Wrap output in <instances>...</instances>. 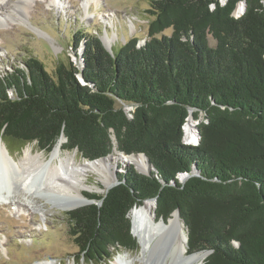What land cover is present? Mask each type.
Returning a JSON list of instances; mask_svg holds the SVG:
<instances>
[{
    "label": "trees",
    "instance_id": "1",
    "mask_svg": "<svg viewBox=\"0 0 264 264\" xmlns=\"http://www.w3.org/2000/svg\"><path fill=\"white\" fill-rule=\"evenodd\" d=\"M146 13L141 44L110 53L76 32L81 69L59 63L51 76L28 56L0 75V140L50 152L63 136L62 150L87 161L115 149L147 158L148 175L126 167L105 194L85 195L95 203L64 214L79 260L136 250L129 212L155 199L157 219L179 212L188 254L210 251L203 264H264V0H151ZM190 110L204 117L195 146L183 143Z\"/></svg>",
    "mask_w": 264,
    "mask_h": 264
},
{
    "label": "rangeland",
    "instance_id": "2",
    "mask_svg": "<svg viewBox=\"0 0 264 264\" xmlns=\"http://www.w3.org/2000/svg\"><path fill=\"white\" fill-rule=\"evenodd\" d=\"M96 1L85 8L86 0H2L5 6L0 10V75L11 72L14 66L24 67L23 62L28 56L40 61L51 76L59 63L71 62L81 69L85 41L81 40L79 46L74 49L73 37L76 32L98 36L101 39L106 33L113 39L114 34L116 37L111 47H107L111 53L130 38H138L140 44L147 39L149 17L146 11L151 0ZM20 6L26 8L21 18ZM241 9L236 7L235 17L241 15ZM164 34L170 35L171 30L165 31ZM209 40L213 46L214 42L211 38ZM10 95L12 96V93ZM124 109L129 112L132 107L125 106ZM203 118V115H200L199 121L193 120V126H197ZM183 143L195 146L188 144L184 138ZM0 145L5 147L14 164L21 161L23 150L27 147H31L34 153L49 155V152L40 151L36 143L27 144L18 153L8 150L2 140ZM113 151L111 154H114ZM65 152H76L77 159L84 160L76 150H62V153ZM129 166L138 172L132 164H117L112 167V173L116 176ZM18 180L15 169L6 172L0 165V193H9V197H13L9 205H0V264H99L79 260L81 256L69 235V223L64 215L67 211L60 210L57 206L66 197L44 192L46 177L42 169L36 170L30 183V191L20 187ZM83 181L87 185L103 189L101 193L84 191V196H101L106 193L107 189L97 182L95 175L89 174ZM156 220L168 222L163 219ZM182 225L187 236L184 224ZM163 247L154 246L142 256L140 245L137 243L136 250L119 249L113 259L121 255L124 261L133 260V264H168ZM100 264H112V261Z\"/></svg>",
    "mask_w": 264,
    "mask_h": 264
},
{
    "label": "bare ground",
    "instance_id": "3",
    "mask_svg": "<svg viewBox=\"0 0 264 264\" xmlns=\"http://www.w3.org/2000/svg\"><path fill=\"white\" fill-rule=\"evenodd\" d=\"M1 1L0 10H3L5 4L3 5ZM93 1L96 0H86L84 7H89ZM19 8L21 18L26 8L24 6H20ZM237 9H241L240 4L237 5ZM9 18L13 20L11 16ZM115 37L113 34V39ZM113 39L106 33L101 40L105 47H111ZM183 130L184 140L190 145H195L196 126H193L191 115L187 118ZM63 141L64 137L61 136L48 156H45L42 152L34 153L31 147L25 148L22 154L23 158L18 164L12 162L5 147L0 145V165L6 172L10 169L12 170V168L15 169L19 177L20 187L26 191L31 190L30 183L36 170L42 169L44 177H46V183L43 185L44 192L66 197L64 201H61L57 205L63 211H71L86 205L90 199L83 195L84 191L89 193H101L103 191L102 188H98L95 185L84 183V177L89 174L95 175L97 182L107 189L116 182L115 175L112 173V167H116L117 164H121L122 166L132 164L141 174H146L150 171V167L143 156H125L116 149L113 151L114 154H110L105 159L79 161L76 152L62 153ZM179 178H183V176L179 175ZM12 198L9 197V193H0V205H9L11 200H13ZM13 207L15 206L13 205ZM154 207L155 205L152 200H146L142 205L134 207L129 213L132 221V233L140 245V254L143 256L145 252L154 246H164V253L166 254L168 264L202 263L207 256L205 252L187 253V236L178 215L173 214L167 223L162 220H156ZM38 264L53 263L41 262ZM112 264H133V260L129 262L124 261V258L118 255L112 259Z\"/></svg>",
    "mask_w": 264,
    "mask_h": 264
},
{
    "label": "water",
    "instance_id": "4",
    "mask_svg": "<svg viewBox=\"0 0 264 264\" xmlns=\"http://www.w3.org/2000/svg\"><path fill=\"white\" fill-rule=\"evenodd\" d=\"M239 4H241V6H242V9H241V14H243V12L245 11V3L244 2H240ZM235 12V11H234ZM100 41H101V43L103 44V42H102V40H101V38H100ZM104 46V45H103ZM105 47V46H104ZM105 49L108 51V52H110V50L107 48V47H105ZM111 53V52H110ZM191 110L189 111V115H191ZM192 117V116H191ZM199 138H200V136H199V131H198V128L196 127V143H195V145H198L199 144ZM65 140V139H64ZM121 154H123V153H121ZM141 156H143L145 159H146V161L148 162V160H147V158L144 156V155H142V154H140ZM131 156V155H130ZM149 174V172L148 173H146V174H144V175H148ZM179 175H182L183 176V178H179ZM178 175V180H179V182L181 183V184H183L187 179H189V178H191V177H195V176H198V173L195 171V170H191L190 171V173H181V174H179ZM118 184V181H116L113 185H111L110 187H108L107 188V190H106V192L109 190V189H111L112 187H114L115 185H117ZM149 200H152L153 202H154V204H156V202H155V199H149ZM93 203H95V201L94 200H88V203L86 204V205H89V204H93ZM134 207H136V206H134ZM133 207V208H134ZM131 211V210H130ZM173 214H177L178 215V217H179V212L176 210ZM173 214H172V216H173ZM130 224H131V228H130V233H131V235L134 237V235H133V233H132V223H131V220H130ZM183 224V223H182ZM135 238V237H134ZM136 239V238H135ZM136 242L138 243V241H137V239H136ZM203 252H205L206 254H207V256L210 254V251H203ZM201 264H203V263H201Z\"/></svg>",
    "mask_w": 264,
    "mask_h": 264
}]
</instances>
